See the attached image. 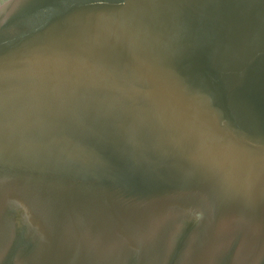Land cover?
I'll return each instance as SVG.
<instances>
[{"label": "water", "instance_id": "1", "mask_svg": "<svg viewBox=\"0 0 264 264\" xmlns=\"http://www.w3.org/2000/svg\"><path fill=\"white\" fill-rule=\"evenodd\" d=\"M0 264H264V0H0Z\"/></svg>", "mask_w": 264, "mask_h": 264}]
</instances>
